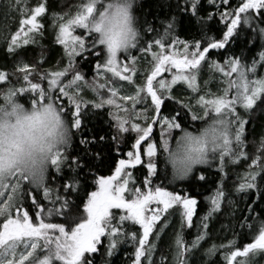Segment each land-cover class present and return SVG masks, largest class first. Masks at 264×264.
I'll return each mask as SVG.
<instances>
[{"label":"snow or ice","instance_id":"1","mask_svg":"<svg viewBox=\"0 0 264 264\" xmlns=\"http://www.w3.org/2000/svg\"><path fill=\"white\" fill-rule=\"evenodd\" d=\"M23 2L16 0L12 7L22 15L30 14L20 19L10 39L0 35L23 81L16 87L10 75L0 71V82L9 84L0 90V264H110L107 258L129 242L134 248L130 264H157L153 256L167 219L156 230L158 222L175 206L181 229L185 225L190 229L198 200L163 186L153 189L154 178L159 176L158 144L153 142L156 125L161 127L158 143L167 154L173 179L206 182L204 169L198 165L219 173L217 186L205 197L209 207L195 225V237L187 241L182 231H176L168 246L171 260L167 264H196L211 219L225 202L230 209L234 204L226 188L229 166L246 164L233 191L251 196L248 212L255 213V205L264 203V135L252 141L254 151L249 154L244 115L264 108V73L259 71L264 68V0H207V12H202L201 0H175L174 14L160 21L162 32L147 21L141 28L134 15L135 27H131L126 5L87 0L74 16L60 18L55 43L63 46L67 63L51 71H37L35 64L24 61L22 46L38 43L43 25L37 18L46 9L39 3L29 10L21 7ZM110 12L124 21L122 42H114L102 30ZM181 15L198 26L199 35L191 42L176 32ZM216 15L223 24L221 38L208 34L207 21ZM95 16L100 17L99 23L93 22ZM248 31L262 41L250 61L234 53L222 64L210 58V50L224 49L230 38ZM146 33L155 35L147 38L145 47ZM120 47L124 51L118 52ZM133 50L150 54V69L138 66ZM92 57L95 75L89 79L79 65ZM205 65L210 75L201 86ZM143 71L146 78L137 83L134 77ZM34 73L47 81L46 87L33 82ZM162 73H169L170 79H158ZM217 79L223 87L213 92L209 85ZM120 81H127L134 91L116 87ZM88 91L93 98H86ZM138 105H142L139 110ZM105 107L114 130L112 143H108L109 136L94 135L88 127L89 119ZM189 117L191 122H201L195 131L185 126ZM173 130L181 133L175 149L169 147L168 139ZM128 133L135 134L128 158L119 159L111 175L96 177L94 169L105 160V150L115 147L119 151ZM137 165L146 169L139 182L128 171ZM238 223L241 232L237 235L251 234V242L242 249L235 239L227 245L212 244L202 253L208 258L203 264L221 249L226 264H258V257L264 255V218L246 215ZM158 264H166L163 253Z\"/></svg>","mask_w":264,"mask_h":264},{"label":"trees","instance_id":"2","mask_svg":"<svg viewBox=\"0 0 264 264\" xmlns=\"http://www.w3.org/2000/svg\"><path fill=\"white\" fill-rule=\"evenodd\" d=\"M30 9L37 6L39 3L45 4V13L38 17V21L43 25L42 28V35L37 36L38 43L31 44L28 46L23 47L24 53V61L29 63L30 65L35 64L37 66V71H45V70H57L58 67H63L64 61H67L64 57L63 53V46L58 45L55 43L56 35L55 32L53 33L48 29L49 25V15L53 11H58L61 13H66L69 10L77 7L81 1L79 0H28ZM175 0H134V7H133V15L136 17L137 24L144 26V21L150 22L153 26L157 27L162 32V26L160 21H163L175 12ZM201 10L202 12L209 11V6L207 0H201ZM214 13V9H212ZM219 16L216 15L215 19L207 21V28L208 34L215 36L216 38H221V28H223V24L219 22ZM19 21H15L12 25L11 32L9 34V39L12 33H15L19 29ZM176 32L179 34L180 39L188 40L189 42L192 41L193 36H198V26L194 24H189L188 18L184 15L180 16L179 25L176 29ZM155 33H146L145 34V43L144 46H147V38L153 37ZM251 40V43H250ZM262 41L259 39L258 36L253 35L250 31L246 34H243L240 37L230 38L229 43L225 45L224 49H213L210 50V58L216 60L219 63H223L225 57L231 56L233 53L236 56L244 55L248 61L251 60L253 54L257 53L260 50V45ZM254 45V46H253ZM7 49V41L6 43L0 47V71H5L6 74L10 75L11 82L15 84L16 87L21 86L23 83L22 81V74L16 73L15 68L16 64H14V57L10 56L6 52ZM155 46H153V50H155ZM136 53L138 56V66L144 69H150L151 64V56L147 54V58L143 62L142 57L145 55H141L138 53V50H134L133 54ZM78 61L80 58H77ZM96 59L94 57L90 58L87 61H83L80 63V68L84 70L86 73L87 78H92L94 73V66H95ZM67 63V62H66ZM65 63V64H66ZM206 67V65H205ZM204 67L203 72L200 77V82H202L203 73L209 72ZM261 73H264V68L259 70ZM140 83L146 78L147 72L143 71V73H138ZM145 74V75H144ZM163 74V73H162ZM110 76V75H109ZM141 76V78H140ZM144 76V77H143ZM17 77H20L18 80ZM33 82L41 83L42 87H45V81H40L38 76L35 73L30 77ZM159 78V77H158ZM102 82V81H101ZM220 85V83H219ZM9 86L7 82H0V90L6 89ZM106 92V90H104ZM94 94L88 91L86 93V98L91 99L93 98ZM2 102V99H0ZM150 102V101H149ZM130 106V105H129ZM142 107V106H141ZM140 107H137L139 110ZM167 108H164L163 111L167 112ZM98 114L94 117H91L88 122V127L93 130L92 134L94 135H106L109 136L108 143H112L110 137L111 133L114 131L111 129V117L108 115V108L105 107L104 109L97 110ZM243 113V110H241ZM246 123V131H245V139L247 142L246 150L249 154L253 153L254 147L252 141H259L261 138V133L264 130V108L256 109L254 108L250 113L244 114ZM190 120L185 122V126L188 129L195 128L196 122H191L190 125H187ZM154 134H153V142L158 144V171L159 176L154 178V182L152 184L153 189L157 186H163L168 191H174L178 194L185 195L189 194L198 200V208L196 213L194 214V225L189 229L187 225L181 229L180 223V216H179V209L174 206L173 209H169V213L162 216L161 222H158L157 229L159 230L160 224L167 219V226L165 227L160 239L158 240V249L154 253L153 259L155 262H159L160 256L163 253L165 256L166 264L171 260V252L169 251V244L172 242L175 232L182 231V234L185 235L187 241H191L197 234V228L195 225L200 223V217L203 216L209 204L205 202V197L210 195L212 191L217 186V181L219 177V173L210 170L205 165H198L197 168L204 169V174L207 177L206 182H196L193 181L192 183L186 182L179 178L173 179V169L171 168L170 163L167 161L166 157L167 154L163 152V149L159 147V140L160 139V126L154 127ZM160 128V129H159ZM74 131V130H73ZM85 135H88L85 132ZM127 140L123 142L120 146L119 151L113 147L110 151L108 149L105 150V160L102 163H99L97 167L94 169L95 176L99 177L101 175L108 176L111 175L112 171L115 169V165L119 159L127 158L126 153L129 150H133L131 148V143L133 142V133H128ZM171 136L168 137L169 145L171 143L170 140ZM75 143V138H74ZM144 161H147V157H142ZM247 163H250L248 161ZM246 170V164L244 162L239 163L235 166H229L228 168V177H227V184L226 188L231 193V199L234 201L232 208L230 209L227 203L225 202L223 205L222 211L214 216L210 221V228L208 230L209 236L206 237V240L202 242V246L200 248V252L197 255L200 257L199 261L196 264H203L204 260L208 259L202 255L204 249L209 248L212 244H225L229 240L235 239L237 241L238 247L241 249L245 243L251 242L253 236L249 234L246 237H241L237 235L241 232L240 225L238 221L243 220L246 215L251 216H261L264 218V212H261L260 209L264 208V203L255 205L257 211L255 213H249L247 210L246 205L252 203L251 196H245V194L240 193L237 194L233 191L234 187L240 182L238 179V174H242ZM130 172L135 173V178L137 181H142L141 173H146V169L141 168L140 165H137L136 168L130 170ZM167 177V178H165ZM259 182V181H258ZM90 184H94V180H89ZM139 186V183L138 185ZM91 188L89 190H93ZM83 195V192L81 193ZM86 199V197H85ZM30 200H29V207H30ZM155 205H152L154 207ZM2 222V221H0ZM234 226V227H233ZM138 228V226H136ZM245 232L248 230L245 228ZM154 236H150V239H154ZM106 243V241H105ZM125 246L126 244H122ZM131 247L132 252L134 248L131 243L127 244ZM102 249V248H101ZM100 249V250H101ZM225 250L221 249L218 251L214 256L208 260V264H226V261L223 258V252ZM132 254V253H131ZM127 258V256H125ZM110 261V264H126L124 261L125 259L121 254L107 258ZM240 259V258H238ZM100 260V258H99ZM147 264V261H145ZM258 264H264V255H260L258 257Z\"/></svg>","mask_w":264,"mask_h":264},{"label":"rangeland","instance_id":"3","mask_svg":"<svg viewBox=\"0 0 264 264\" xmlns=\"http://www.w3.org/2000/svg\"><path fill=\"white\" fill-rule=\"evenodd\" d=\"M81 1L80 4L73 8L72 10H69L68 12L66 13H61V12H58V11H53L50 13L49 15V25H48V29L50 31H52L53 33L55 32V35L57 34L58 32V28H59V24L62 22L61 21V17L64 18V20H67L68 18H70L71 16H74L76 14L77 11L80 10V5L83 4V3H86L87 0H79ZM29 1L28 0H24V2L21 4V7H27L29 10H30V7H29ZM16 3V0H0V35H7L8 38H9V34L11 32V29H12V25L15 23V21H18L22 18H26V16L28 14H30V12L28 13H24L23 15L20 13L19 9L18 8H15V7H12V5H15ZM6 43V41L0 39V47L3 46L4 44ZM177 47H180L179 45ZM158 49H155L154 51H156ZM134 51V50H133ZM64 53V52H63ZM136 54V53H134ZM147 54H145V57H142V60L143 62H146L145 60L148 59L147 57ZM65 63L67 61H64ZM123 62L127 63L126 60H124ZM64 63V64H65ZM17 67V65H16ZM1 68V67H0ZM206 70H208L207 66L205 67ZM50 71V70H49ZM175 71V70H173ZM107 75H110V74H107ZM145 75V74H144ZM209 75L210 73L209 72H205L203 73V78H202V82H200L199 80V84L201 86H203L204 84V81L207 80L209 78ZM216 76H219V74H215ZM144 77V76H143ZM70 78V76H69ZM141 78V76H140ZM159 78H166V79H170V74L169 73H163L161 74V77ZM158 78V79H159ZM134 79L137 81V83H140L138 81L139 79V74H137ZM46 85H47V81H45ZM45 85V87H46ZM120 85H123L124 86V89L123 91H127L129 93H131L132 91H134V87L132 86H129L128 85V82L127 81H120L116 87H120ZM218 87H223L222 84L219 85V80H213V82L209 85V88L215 92L217 90ZM122 94V92H121ZM123 103V102H121ZM130 105V103H129ZM142 105H138L137 107H141ZM130 107V106H129ZM141 123H143V121H140ZM196 124L198 126H201V122L200 121H197ZM156 126H159V125H156ZM155 129V128H154ZM160 129V128H159ZM174 131L176 130H173V133ZM190 131V130H189ZM134 134V133H133ZM180 131L179 132H176L175 133V136H171L170 140H171V143L169 145V147L171 149H175L176 147V138L180 135ZM135 135V134H134ZM264 135V130L263 132L261 133V136ZM172 137H175V138H172ZM160 140V139H158ZM144 147H146V144H143ZM171 165V164H170ZM172 168V167H171ZM6 199V197H4ZM2 202V201H0Z\"/></svg>","mask_w":264,"mask_h":264},{"label":"clouds","instance_id":"4","mask_svg":"<svg viewBox=\"0 0 264 264\" xmlns=\"http://www.w3.org/2000/svg\"><path fill=\"white\" fill-rule=\"evenodd\" d=\"M105 3H114L118 5H126L127 11L131 21V27H135L134 17L132 13V8L134 7V0H104ZM93 22H100V17L95 16L93 18ZM102 30L111 37L114 42H122L124 41V33H125V24L121 16H113L111 12L109 13L108 18H106L102 23ZM119 51H124V47H120ZM30 110V109H29ZM7 119V118H5Z\"/></svg>","mask_w":264,"mask_h":264},{"label":"flooded vegetation","instance_id":"5","mask_svg":"<svg viewBox=\"0 0 264 264\" xmlns=\"http://www.w3.org/2000/svg\"><path fill=\"white\" fill-rule=\"evenodd\" d=\"M190 123H191V120H189V122H188V124L187 125H190ZM194 123V122H193ZM199 126L195 123V128H194V130L193 129H188V130H190V131H195L197 128H198ZM176 132H179V130H176V131H174V133H173V136H175V133ZM176 137V136H175ZM175 137H172V138H175ZM142 144H143V142H142ZM130 170H133V169H130ZM93 190H95V189H93ZM130 243V242H129ZM129 243H125L126 245L125 246H123L122 244L119 246V248L117 249V251H116V253L118 252V255L119 254H121L122 256H123V258L125 259V263L126 264H130V259H129V257L131 256V253H132V249H131V247H129L127 244H129ZM101 252H103L104 251V249L102 248L101 250H100ZM116 255V254H115ZM125 256H127V258H125ZM99 255H97V257H96V259H97V261H99Z\"/></svg>","mask_w":264,"mask_h":264},{"label":"bare ground","instance_id":"6","mask_svg":"<svg viewBox=\"0 0 264 264\" xmlns=\"http://www.w3.org/2000/svg\"><path fill=\"white\" fill-rule=\"evenodd\" d=\"M199 127H200V126H199ZM199 127H198V128H199Z\"/></svg>","mask_w":264,"mask_h":264}]
</instances>
